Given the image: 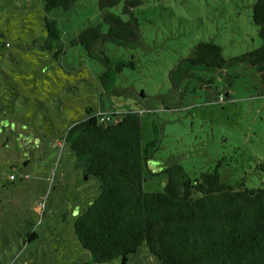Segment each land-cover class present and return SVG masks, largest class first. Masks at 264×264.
<instances>
[{
  "label": "rangeland",
  "instance_id": "rangeland-1",
  "mask_svg": "<svg viewBox=\"0 0 264 264\" xmlns=\"http://www.w3.org/2000/svg\"><path fill=\"white\" fill-rule=\"evenodd\" d=\"M255 1L143 0L134 10L141 18V43L131 48L95 44L93 56L81 45L68 44L82 28L102 22L98 0H77L68 11L50 13L60 21L66 41L57 61L29 50L45 37L43 1L0 0V32L10 44L0 52L3 264H81L88 257L75 240L73 222L98 184L94 178L83 181L66 149L53 147L58 140L50 143L45 136L46 127L63 129L69 117L85 114L88 107L107 115L127 109L142 115L144 142L155 140L144 171L145 191H162L165 169L172 164L196 178L222 158L219 169L227 180L245 177L247 187L262 186L255 162L248 163L250 156L264 160V80L258 70L239 64L199 71L177 86L169 78L199 41L220 43L226 57L259 47L252 22ZM122 5L109 11L127 20ZM100 47L111 57L135 61L109 92L100 85L105 70L97 57ZM30 161L35 164L27 167ZM29 229L37 234L31 244L23 242ZM128 264L160 263L141 248Z\"/></svg>",
  "mask_w": 264,
  "mask_h": 264
},
{
  "label": "trees",
  "instance_id": "trees-1",
  "mask_svg": "<svg viewBox=\"0 0 264 264\" xmlns=\"http://www.w3.org/2000/svg\"><path fill=\"white\" fill-rule=\"evenodd\" d=\"M42 1L45 37L29 50L49 54L58 61L65 53L66 41L60 21L50 13L58 8L68 11L77 0ZM122 1L127 20L109 11ZM142 3L98 0L102 22L82 28L68 44L81 45L93 56L95 44L136 47L142 35L141 18L134 10ZM252 22L258 27L259 47L226 57L220 43L199 41L170 71L172 84L191 80L199 71L239 64L255 67L264 80V0L254 2ZM5 37L0 32L2 53L10 45ZM99 52L97 57L105 67L99 75L100 85L109 92L125 68H135V61L111 57L102 48ZM101 117L108 119L101 121ZM45 129L74 154V167L81 171V179L86 182L94 178L98 184L95 197L73 222L75 240L88 256L81 264H128L141 248L160 264H264V160L248 158V163L255 162L262 178V186L257 188L247 187L245 177L227 180L219 169L225 162L222 158L196 178H191L182 165L172 164L165 169L163 190L145 191L144 171L155 140L144 142L139 112L127 109L107 115L88 107L64 130ZM36 240L37 234L30 229L24 233V243Z\"/></svg>",
  "mask_w": 264,
  "mask_h": 264
},
{
  "label": "crops",
  "instance_id": "crops-1",
  "mask_svg": "<svg viewBox=\"0 0 264 264\" xmlns=\"http://www.w3.org/2000/svg\"><path fill=\"white\" fill-rule=\"evenodd\" d=\"M93 109H94V107H93ZM94 111H95V109H94ZM71 119H73V117H69L68 118V122H67V124H66V126H64V128L62 129V130H64L66 127H67V125H68V123H69V121L71 120ZM51 127H54L55 129H57L54 125H51ZM47 133H49L48 131H46V135L48 136V134ZM49 137H51L50 138V140H49V142L50 143H52V138L53 137H55L56 138V140H58L57 142H54V146L53 147H57L58 145H60V147L61 148H64V149H66V151L68 152V155H69V157L72 159V163L74 162V154L73 153H71L69 150H68V148H67V146H66V144H64L62 141H60L56 136H54V135H51V136H49ZM44 144V143H43ZM49 144V143H48ZM58 149V148H57ZM35 164V162H33V161H30V163L27 165V167L28 166H32V165H34ZM74 164V163H73ZM66 167V164L64 163L63 164V175H64V177H66L67 176V174H68V170L65 168ZM78 171V174H80V176H81V171L80 170H77ZM43 174H45V173H43ZM93 178H91V179H89V180H92ZM66 180V179H65ZM88 180V181H89ZM4 185H2V187H3ZM76 216H77V213H76ZM75 219V218H74Z\"/></svg>",
  "mask_w": 264,
  "mask_h": 264
},
{
  "label": "built area",
  "instance_id": "built-area-1",
  "mask_svg": "<svg viewBox=\"0 0 264 264\" xmlns=\"http://www.w3.org/2000/svg\"><path fill=\"white\" fill-rule=\"evenodd\" d=\"M106 119H108V117L107 118L101 117V121H105ZM11 177L14 178L13 175H11Z\"/></svg>",
  "mask_w": 264,
  "mask_h": 264
}]
</instances>
